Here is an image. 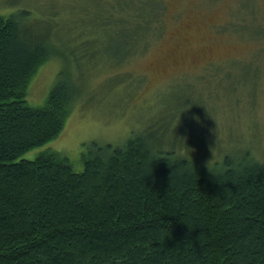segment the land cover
I'll list each match as a JSON object with an SVG mask.
<instances>
[{
  "label": "trees",
  "instance_id": "1",
  "mask_svg": "<svg viewBox=\"0 0 264 264\" xmlns=\"http://www.w3.org/2000/svg\"><path fill=\"white\" fill-rule=\"evenodd\" d=\"M164 11L162 0H78L65 21L49 10L44 33L28 8L0 13V264H264V163L249 151L210 159L130 128L125 142H91L76 171L46 146L99 69L161 36ZM50 59L56 79L30 106L27 83Z\"/></svg>",
  "mask_w": 264,
  "mask_h": 264
},
{
  "label": "rangeland",
  "instance_id": "2",
  "mask_svg": "<svg viewBox=\"0 0 264 264\" xmlns=\"http://www.w3.org/2000/svg\"><path fill=\"white\" fill-rule=\"evenodd\" d=\"M162 1L161 36L121 67L99 69L81 108H74L60 134L46 146L65 154L78 171L80 154L91 142L116 145L130 128L139 133L153 127L164 131L158 133H164L166 142L175 138L195 150L205 148L210 159L218 150L229 156L249 151L264 163V0ZM76 2L0 0V13L28 8L44 33L50 28L49 10L62 22L71 17ZM242 23L249 26L240 27ZM252 28L258 33L253 35ZM64 29L55 36L69 38ZM58 64L47 60L29 79L30 106L44 104ZM121 73L127 78L123 82L100 86ZM204 130L208 142L202 139ZM39 151L34 148L23 157L34 158Z\"/></svg>",
  "mask_w": 264,
  "mask_h": 264
},
{
  "label": "bare ground",
  "instance_id": "3",
  "mask_svg": "<svg viewBox=\"0 0 264 264\" xmlns=\"http://www.w3.org/2000/svg\"><path fill=\"white\" fill-rule=\"evenodd\" d=\"M125 142V141H124Z\"/></svg>",
  "mask_w": 264,
  "mask_h": 264
}]
</instances>
